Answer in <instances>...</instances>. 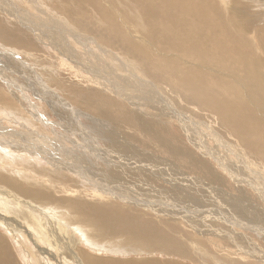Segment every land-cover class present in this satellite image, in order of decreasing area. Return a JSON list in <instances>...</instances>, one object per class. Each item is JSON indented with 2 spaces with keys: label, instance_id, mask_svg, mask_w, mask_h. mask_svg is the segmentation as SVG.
Here are the masks:
<instances>
[{
  "label": "rangeland",
  "instance_id": "374dc122",
  "mask_svg": "<svg viewBox=\"0 0 264 264\" xmlns=\"http://www.w3.org/2000/svg\"><path fill=\"white\" fill-rule=\"evenodd\" d=\"M10 1L17 4V8L21 9V13L26 15L23 20L27 23H29L31 17L35 16L33 21L37 23V29L39 30L29 29V26L21 23L14 13L11 12L10 14L0 9V139L5 140L15 136L12 141L19 145L18 147H12V149L1 147L0 145V174H8L9 179L20 181V186L33 187L40 191H45L49 195L52 194L57 202L50 200L49 203L55 205H49V207L59 211L58 215H54L47 210L44 212L37 210L35 212L33 208L36 207H31L32 205L39 207V210L40 208L43 209V207H40L41 204L34 202V200H28L27 202L31 206H28L27 210H20L19 213H4L0 210L1 216L15 222L22 231V233H18L17 238L4 225L0 224V241L9 243L8 245L13 250L11 256H14L13 259H16L17 264L58 263L55 259L50 261L41 256L36 246L39 245L43 250L42 252H48L49 257L51 256L50 252L58 255V252L54 251L56 249H52V246L58 245L60 239L56 243L50 244V246L47 245L45 240L43 241L38 234L39 232L35 231L32 224H30L31 216L29 213H36L41 219L47 217L46 219L51 223V229L54 232L58 233L56 231L58 228L61 231H66L63 238L65 242L69 240L73 244L76 243L80 249L86 251L89 255L104 259L119 260L121 262L133 261L134 263L137 261V263L144 262V264H152L153 261L170 262L171 264H264V224L262 225L260 222V220L264 219L263 217H258L259 220L253 224L255 220L252 219H256V216H253L256 211L254 213L250 212L253 208L255 210L258 209V212H261L260 210L262 209L264 210V199L262 200L261 191L258 193L254 188H251L252 184L250 185L249 183H252L250 181L254 179L249 174L247 175L248 165L252 169H255V167L247 164V168L245 166L241 168L237 164L239 166L238 169L241 168L240 172L237 173L235 169L236 173L230 174L222 168L220 169L213 161V158L206 156L209 159L206 160L208 163L211 161L215 164L213 168L217 175L225 179L222 182L223 184H218L215 181L209 184V181L206 180H204L206 182L203 184L198 183L196 179L201 178V175L191 172L184 165V162L180 161L181 157L179 154L180 159L178 156L177 160L173 159L161 148L159 142L154 141L147 134L138 130L135 131V129L128 130L121 125V122L117 119L119 116L124 119V115L128 114V111L124 109H128L138 115L140 114L141 118H143L142 112L147 111L149 120H155L153 111L147 107H134L136 110H132L133 105L131 106V103L134 102L133 99H125V97L120 96L116 92L112 94L108 91L106 88H109V85L112 84L108 80V74L106 75L105 73L108 70H112L114 79L117 75L122 76L125 69L118 64L117 60L104 59L101 52L94 46L90 50H85L76 40L68 36V33L75 29L77 33H81L83 36L94 37L93 39H97L104 46L108 44L98 37V33H116L114 40H119L120 34H123L122 38L126 35L128 39L148 54L147 57H141L140 61L134 60L131 62L138 70L146 74V76H143V80L146 82L152 81L159 93L167 95L175 102L183 92L181 86L179 91L175 79L168 76L172 72L169 67L179 62L181 57H185V53L181 51L177 55L175 51L164 50L161 43L165 40V37L159 32L148 35L144 33L141 27H137L134 24H121V20L119 22L114 16L117 13V7L111 14L113 13L112 16L117 20V25H119L121 31L116 30L117 27L112 29L113 31L116 30L114 32L105 29L101 23H98L99 20L97 19L87 20L85 28L82 29L69 22L67 24H71L69 26L74 29H62L64 32L63 38L58 40L61 33L59 31L60 28L58 31L55 30L57 32H53L46 27V19L41 17L38 5H33L31 8L30 6L27 7L23 0ZM47 1L45 0L44 3L50 4L49 7L51 8L48 12L54 11L57 14L58 8H60L59 3L55 0L52 3ZM216 1L219 3V0ZM263 1L242 0L244 5H257V11L261 15H264ZM18 9L14 12L18 13ZM123 13L125 15L123 14L122 17L125 18L128 8ZM181 16H184V14L179 15L178 12L168 14L166 12V19L160 18L156 23L147 24L151 29L170 28L174 31V27L182 21ZM186 16L189 15L186 13ZM69 17L67 20H69ZM29 24L31 26V23ZM94 26V31L96 32L91 31ZM224 33L229 38L228 30H224ZM36 34L39 35L36 36ZM41 36L43 41L39 39ZM80 39L82 38L80 37ZM246 41L251 44L246 50L247 54L257 59L264 57V49L258 38H247ZM67 44L69 45L67 46ZM73 47L75 48L74 52L71 50ZM106 47L111 51L109 45ZM219 47L220 51L224 52L225 56L230 59V63L226 64L225 68L230 65H239V58L231 56L232 50L224 45ZM126 48V52H123V48H121L120 51L117 49L116 53L120 52L118 55L122 58L127 57L128 53L133 52L134 48L132 46ZM66 50H69L68 53L70 54ZM65 54L73 55L74 58H79V60L82 59L83 61H80L84 67L78 68L79 66H76L77 63L68 60L69 58ZM125 54L126 56H124ZM181 62L184 63V61ZM145 63H149L159 70L158 74H156L158 77L156 78L157 81L152 77L154 69L147 71ZM73 66L76 67L75 70L71 69ZM209 67L214 68L212 65ZM119 71L121 72L119 73ZM129 71L137 72L134 69H129ZM216 71L220 70L217 69ZM200 72L203 75L206 73L204 69H200ZM207 73L209 76L215 74L211 70H208ZM223 73L221 78H215L212 88L230 98H234L236 94L237 99L245 101V97L249 94L246 90H243L245 83L238 79L236 82L234 75L237 76V74H233L230 70ZM105 75L107 76L106 79ZM94 76L97 78L95 79ZM98 91L102 94L101 100L96 98ZM45 94H48V97H45ZM174 94L178 95L174 96ZM85 98L86 102L89 103L88 105L83 104ZM109 98L117 103L115 104L116 107L104 103V99L107 100ZM90 102L92 103L91 105ZM119 105L124 107H119ZM100 108L102 111L99 110ZM74 109L77 112L76 114ZM200 109L197 110L195 105L188 110L194 115V117L192 116L193 119L198 120V122H204L202 130H206L208 135H212L211 131L213 130L218 131L222 135V139L237 148V139L230 135L229 125L226 128L225 125L224 127L221 126L223 122L220 120V122L218 121V126H209L207 120L214 116L209 115V112L211 113L212 111L208 107L205 108L207 110L202 109V111ZM103 110L107 112L105 113ZM198 111H200L201 115L198 114L196 116L194 113L197 114ZM242 112L247 115V120L252 119L249 111H247V114L245 111ZM253 112L258 113V115H264L263 100H260V104L255 106ZM104 118H107V121ZM186 119L180 122L172 120L173 122L168 123L169 133L166 134L167 137L165 139L171 138L172 146L175 145V141L172 138L179 141L181 145H186L187 147L189 145L188 148L197 154L199 151L187 140L181 127V122H184L187 126L191 125V120L186 121ZM111 120L112 123L109 124ZM256 120H259L258 116ZM117 121L119 123H116ZM258 123L264 131V127L261 124L262 121ZM252 124L254 125V123ZM100 125H107L106 129L102 130ZM192 127L198 130L197 126L193 125ZM107 128L109 131H107ZM98 130H101V134H98ZM105 130L112 134L105 133L106 136H104L105 134L103 135L102 132ZM127 132H130V134ZM231 132L233 133L232 130ZM200 134L205 137V133ZM194 135L198 136L199 134ZM25 136L32 141V144L41 149L39 150L40 152L45 154L36 155L29 153L28 151L32 150V145L24 143ZM195 136L193 139L196 138ZM206 138L211 148H218V150H222V153H220L226 159L230 158L232 161L233 159L237 161L239 156L237 150L234 154H231L224 147L221 149L216 146V141H214L212 136H206ZM211 148L208 147L210 151H212ZM16 149H19V153L14 151ZM253 157L250 156L252 163L256 164V166L260 165L258 166L260 170L256 168L257 172L261 171L259 173L263 174L264 169L261 165L264 162L258 164L255 160L256 158ZM53 163H56L57 166H54ZM234 167H236L235 164H233L232 170ZM94 174L96 177L92 176ZM237 174L249 181L239 178L240 185L238 186ZM250 177L252 180H250ZM187 178H191L192 181ZM262 185L264 187V182L261 183ZM131 192L134 193L132 194ZM63 199L64 201H62ZM70 199H76L75 201L81 203L80 209L85 211L89 210L88 208H91L92 205L98 204L104 213L117 216L123 223H119V220L111 215L116 222L115 226H118L116 228L117 232L110 236V240L107 238L99 241V243L90 244V238L89 240L83 238L88 237L92 232L95 234L96 228L83 221L84 217H81L78 213H73L68 208L70 205L66 200ZM128 201L129 203H127ZM238 201L241 202L240 205L244 209V214L247 213L249 217L250 213H252L249 217V219L252 218V221H247L248 219L245 221L246 218H237V213L234 212L235 208L233 209L232 206H237L239 204ZM196 205L201 206V208L199 209ZM180 207L183 209H178ZM215 207H218L220 212H224L223 216L231 220V223L226 222V220L223 221L224 217L218 215V209ZM260 207L261 209H259ZM187 208L190 211L192 210L191 214H188ZM201 210L212 213L203 212V216L201 214L198 216ZM247 210H250V213ZM197 211L198 213H196ZM239 211H242L241 207ZM67 212L74 214L69 217L72 225L67 220H63ZM212 216L214 218H211ZM230 217L234 219H230ZM93 218H104V216L99 217V213L95 212ZM58 220L59 222L63 220L65 224L63 222H60L61 226L56 224ZM247 223L249 224L247 225ZM76 224H80L83 228ZM61 227L64 228L62 229ZM146 228L151 229L152 237L147 235ZM81 229L84 230V234L81 233ZM138 229L141 230L142 234L138 233ZM29 231L32 236L28 235ZM225 231L226 233H224ZM32 232L36 235H33ZM99 235L103 236L104 233L100 232ZM34 242L38 244L35 245ZM30 248L34 252H31ZM260 252L263 254L259 255ZM63 254V259L64 257L66 259L65 264H79V261L77 259L72 260V255L65 250H63L58 259L61 262L63 261L61 256ZM259 258L261 259L259 260Z\"/></svg>",
  "mask_w": 264,
  "mask_h": 264
},
{
  "label": "bare ground",
  "instance_id": "6f19581e",
  "mask_svg": "<svg viewBox=\"0 0 264 264\" xmlns=\"http://www.w3.org/2000/svg\"><path fill=\"white\" fill-rule=\"evenodd\" d=\"M23 1L27 5V7L30 6L32 8L33 5H38V7L40 8L39 13L42 15L41 17H45V19H46L45 24L47 25L46 27L49 28V30H51L53 32H57L58 29L60 28L59 31H61V33L58 37V40L59 39L62 40V38H63L64 32L62 31V29H65V30H66V28L67 29L68 28L74 29L73 27L69 26L71 24H69V25L67 24L69 22L73 23L76 27L82 29V28H85V22L87 20L97 19V20H99L98 23H101L105 27V29L113 31L112 29L117 27L116 30L121 31V28L119 27V25H117V20L119 22L121 20V24H124V25L134 24L137 27H141L142 30L144 31V33L148 34V35H151L155 32H159L161 35H163L165 37V40H163L161 43V46L164 50L175 51L177 53V55H179L181 53V51L183 53H185V57H181L179 62H177L173 65H170V67H169V69H171L172 72L168 76L170 78L175 79V81L178 85L179 91H180V86H181V89L183 92V93L181 92L182 95L178 96L177 101L175 102L174 100H172L167 95H165L163 93H159L155 84L152 81L146 82L143 80V76L144 75L146 76V74L141 72L140 70H138L136 68V66H134L131 62H133L134 60L140 61L141 57H147L148 54L145 53L143 50H141L137 46V44L133 43L130 39H128L126 37V35H124V37L122 38L123 34H120L119 40H114L116 37V33H111V34L110 33L107 34L104 32L98 33V37L102 38V40L106 44L109 45V47L111 49V51H110L106 47L108 45H106V46L102 45L100 42L97 41V39H93L94 37L91 38V37L86 36V35L83 36L81 33H77L75 31V29L73 31H71L70 33H68V36H70L74 40H76L78 42V44L82 45L85 50H87V49L90 50V49H92V46H94L98 49L99 52H101L104 59L117 60L119 62L118 64L125 69L122 76L117 75L114 79L112 76V73H113L112 70H108V72L105 73L106 75L108 74V80L112 84V85H109L110 86L109 88L108 87L106 88L108 91H110L112 94H113V92H116L120 96L125 97V99H128V98L133 99L134 102L131 103V106L133 105L132 110H136L134 107H142V108L147 107L153 111L155 120H149L147 118V115L149 114V113H146L147 111L142 112L140 110L142 112V116H143V118H141V116H139L140 114L138 115L135 112H132L128 109H124V110L128 111V114L124 115L125 116L124 119L121 116H119V118L117 119L118 121L121 122V125H123L124 128H127L128 130L135 129V131L138 130L140 132L147 134L151 139L153 138L154 141L156 140L157 142H159V145L161 146V148L167 154H169L170 157H172L173 159L177 160V156L179 154L182 160L179 158V156H178V158L180 159L181 162H184V165L186 167H188V169L191 172L201 175V178L196 179V181L198 183L203 184L204 182L209 181V184H211L210 182L215 181L219 184V183L224 182L223 180L225 178L223 179L222 177H219L217 175L216 171H214L215 169L213 168V166H215V164L212 163L211 161H209V163L206 161V160H209L208 158H213L214 160L213 159L212 160L215 161V163L220 167V169L222 168L223 170H225L226 172H228L230 174L235 172V169L237 170V173H238V172H240L241 168H243L244 166L247 168V164H251L253 167H255V169H252L250 167V165H248L250 167V169L248 167L247 175L249 174L250 176H252L253 177L252 179H254V180H252L250 177V180H252L250 182H252V183H249V184L250 185L252 184L251 188L252 189L254 188L258 193H260V191H261V195L263 196L262 200L264 199V187H263V185L261 186V183L264 182V179H263L264 176L262 177V175L264 173L263 174L259 173L261 171L257 172L256 168L258 169L259 168L258 166H260V165L256 166V164L252 163V160L250 158V156H254L253 158H256L255 160L257 161L258 164L259 163L261 164L262 162H264L263 161L264 160V131L262 130L261 125L258 123V122L262 121L261 124H262V127H264V115H262V114L258 115V113L253 112L255 106H258L260 104V100L264 101V57L261 59H257L256 57L251 56L250 54L246 53V50H248V48L251 46V44L248 41H246L247 38H253V39L258 38L260 43H261V46L264 49V15H261L257 11V5L251 4L250 6H247V5H244L242 0H227V1L226 0H219V3L216 0H122L119 3H117V2L120 0H115V1L104 0L105 3H103L104 1H98V0H60V2H59V0H55V1H57V3H59V6H60V8H58V13L56 14L54 11L48 12L51 10V8L49 7L50 4L47 5L44 3L45 0H23ZM52 1H54V0H48L47 2L52 3ZM255 3H257V2H255ZM115 7H117V9H118L117 13L114 15L117 20L112 16L113 13L111 14V12L115 9ZM127 8H128V13H126L127 15L125 16V18H123L122 17L124 14L123 11L126 12ZM0 9L4 10L5 12L10 13V14H11V12L14 13L18 17V20L21 23L25 24L26 26H29V29L32 30V28H34V30H36V31L39 30V29H37L38 28L37 23H35L33 21L35 16L33 18L30 16L31 22L28 19L29 23H31V26H30L29 23H27L25 20H23L26 17V15L21 13V9L20 8L18 9L17 4H15L14 2H12L10 0H0ZM17 9H18V13H15L14 11ZM45 10H47V11H45ZM166 12L168 14H172L173 12H178L179 15L184 14V16H181V19H182L181 23L177 24L174 27L175 34H174V31L171 30L170 28H163V29L162 28H154V29H151L150 26L147 24V23H156L160 18L166 19V17H165ZM186 13L189 16H186ZM68 17H69V20H67ZM64 20H65V23H64ZM251 22H253V23L250 24ZM83 23H84V25H83ZM94 29H95V26H94V28H92L91 31L96 32V31H94ZM55 30H57V31H55ZM116 30H114V31H116ZM224 30H228V32L230 34L229 38H227L225 36ZM42 31L45 32L44 30H42ZM53 32H52V34H53ZM67 32H68V30H67ZM37 35H39V34H36V36ZM54 36H53V39H54ZM50 37H52V36H50ZM80 37L82 39H80ZM39 39L41 41H43L42 36L39 37ZM91 42L94 44H92ZM68 45L69 44H67V46ZM222 45H224L228 49L232 50L231 56L233 55L234 57L239 58V65L238 64H237V66L230 65V66H227L225 68V65L230 63V59H229V57L225 56L224 52L220 51L219 46H222ZM128 46H132L134 49H133L132 53H128L127 57L122 58L118 55L120 52L118 54L116 53L117 49H119V51H120L121 48H123V50H122L123 52H126L127 51L126 47H128ZM55 47H57V46H55ZM71 50L74 52L75 48L73 47V48H71ZM68 51H67V53H68ZM61 52H63V51H61ZM61 54H63V53H61ZM68 54H70V53H68ZM126 54L124 56H126ZM263 54H264V52H263ZM65 55H67V54H65ZM67 56L69 58L68 60H71V62L77 63L76 66L77 67L79 66L78 68L84 67L83 63L80 61L82 59L79 60V58H74L73 55H67ZM75 57H76V55H75ZM84 57L86 58V56H84ZM181 61H184V63H182ZM211 65L214 68H210L209 66H211ZM145 67H146L147 71H151L152 69H154V72H153L154 74L152 75V77L154 78V80H156V78H158L156 74H158L159 70L157 68H155L154 66L150 65L149 63H145ZM71 69L75 70L76 67L73 66ZM129 69H134L137 72H130ZM200 69H204L206 71V73H204V75L201 74ZM217 69L220 71H216ZM208 70L213 71L215 74L212 76H209L207 73ZM228 70H230L233 74H237V76L234 75L236 82L238 79L239 81L245 83V87L243 88V90H246L249 93L245 97V101H243L242 99H237L236 94L234 95V98H230V97L226 96L225 94H222L219 91H216L215 88H212V84H213L215 78L216 77L221 78L222 75L224 74L223 72H227ZM120 72L121 71H119V73ZM106 75H105V79L107 78ZM91 78H92V76H91ZM94 78H95V76H94ZM90 81H91V79H90ZM43 94H44V92H43ZM69 95H71V94H69ZM177 95L178 94H174V96H177ZM44 96L48 97V94H45ZM101 97H102V94L100 91H98L96 98L101 100ZM139 100H140V103H139ZM104 101H105L104 102L105 104H108V105L111 104L112 106L116 107L115 104H117V103L115 101H113L112 99H110V98L107 100L104 99ZM102 102H103V99H102ZM83 104L84 105L89 104L86 102V98H85V102H83ZM91 104L92 103L90 102V105ZM2 105H4V104H2ZM98 105H99V103H98ZM195 105L197 106V110H199L200 108L205 109L206 107L210 108V110L212 112L211 113L209 112V115H214V116H212L213 119L208 118L207 124L209 126H215V127L218 126L220 120L223 122V124L221 123L222 124L221 126L224 127V125H225V128H226L227 125H229L230 135L234 136L237 139V143H236L237 148L231 146V144H228L225 139H222L223 137L220 133H218V131L216 132V130H213V131H211L212 135H208V134H206V130H202V128H203L202 125L204 124V122L200 121L201 122L200 123V122H198V120L193 119L194 115L191 114L190 111L188 110L189 108H192ZM119 107H124V106L119 105ZM202 109H200V110H202ZM99 110H101V108ZM106 110H107V108H106ZM205 110H207V109H205ZM103 111L105 113L107 112L105 110H103ZM242 111H245L246 114H247V111H249L252 119L247 120L248 119L247 115H244ZM74 113L75 114L77 113L75 111V109H74ZM98 114H99V112H98ZM194 114L197 116L198 114H200V111H198L197 114L196 113H194ZM257 116H258L259 120H256ZM95 118H98V117H95ZM107 118H104V119L106 120ZM186 118H189L191 120V123H190L191 125L187 126L184 122L183 123L181 122V127L183 129L184 135L186 136L187 140L189 142H191V145L199 151V152H197V154L195 152H192V150H190L188 148L189 145H188V147L186 145H181L179 141L172 138L175 141V145L172 146L173 143H172L171 138H167V140L165 139L167 137L166 134L169 133L168 123L173 122L172 120H177L178 122H180L181 120L183 121V119H186ZM104 119H102V120H104ZM145 119H148V120H145ZM189 119H186V121H189ZM93 120H95V119L93 118ZM105 120H104V122H105ZM96 121H98V120H96ZM113 121H115V120H113ZM118 121L116 123H119ZM94 123H95V121H94ZM97 123L99 124V122H97ZM111 123H112V120H111V122H109V124H111ZM252 123H254V125ZM106 124H107V122H106ZM193 125L197 126L198 130L195 129L194 127H192ZM106 126L107 125H105V126L100 125V127H102V130L106 129L105 128ZM118 129H119V127H118ZM121 129H123V128H121ZM231 130L233 131V133L231 132ZM107 131H109V129ZM107 131L106 130L103 131L102 132L103 135L105 133H110ZM116 131H117V128H116ZM97 132H98V134H101V130H98ZM127 133L130 134V132H127ZM200 133H205V137H203ZM110 134H112V133H110ZM194 134H199V135L195 136ZM104 136H106V134ZM194 136L196 138L193 139ZM206 136H212L214 141H216V143H215L216 146H218L221 149H222V147H224L231 154H234V152L237 150V153L239 154L237 161L234 159L232 161L230 158L226 159V157L224 155H221L222 150L220 151V150H218V148H215V149L211 148V146H209L210 144L207 142V140H208L207 138H209V137L206 138ZM112 137H113V135H112ZM3 138H5V137H3ZM13 138H15V136H13L12 138L5 139V140L0 139L1 147L3 146L6 148H9V149H12V147H18L19 145L15 141H12ZM107 138H108V136H107ZM110 139H111V137H110ZM29 140L30 139L28 137H26V136L24 137V143L32 145V150L31 151L27 150L29 153L36 154V155L37 154H40V155L45 154L43 152H40L39 150H41V149L38 148L36 145L32 144V141L31 140L29 141ZM104 140H106V139H104ZM39 141H38V143H39ZM110 141H113V140H110ZM136 141H137V139H136ZM98 146H99V144H98ZM208 147H210L212 149V151H210L208 149ZM14 151L19 153V149H16ZM227 151H225V152L227 153ZM206 156H208V158ZM70 160H71V158H70ZM75 162H77V161H75ZM56 163H58V162L56 161ZM56 163H53V165L57 166ZM233 164H235L236 167H234L232 170ZM237 164L241 168L238 169L239 166ZM261 166H263V169H264V163H262ZM98 169H99V167H98ZM258 170H260V169H258ZM101 171H102V169H101ZM92 176H95V174ZM119 176H121V175H119ZM239 178H241L242 180H245V181H249V180H246L237 174L236 179H237V185L238 186L240 185L239 184L240 183ZM187 179L189 181H192L191 178H187ZM200 179H202V181H200ZM204 180H206V181H204ZM109 181H111V180H109ZM19 182L20 181H17V180L13 181V180L9 179L8 174H5V175L0 174V210L1 211H3L4 213H6V212L7 213H13L14 212V214L19 213L20 210H23V209L27 210L28 206H31L29 204V202H27L28 200H34V202L41 204L40 207H43V209L40 208V210H39L38 209L39 207L32 205L31 207H36V208H33L35 212L37 210L41 211V212H44L47 210L50 213H53L54 215H58V213H59L58 210H55L52 207H49V205H55L53 203H49L50 200L52 202H57V200H55L53 198L52 194L49 195L47 192L40 191V190L33 188V187L20 186ZM198 183H196V184H198ZM241 184H242V182H241ZM214 185H215V183H214ZM245 185H246V183H245ZM202 186H205V185H202ZM105 190H107V189L105 188ZM94 192H96V191H94ZM124 193H126V192H124ZM205 193H207V192H205ZM122 196H124V195H122ZM121 199H123V198H121ZM75 200H72V199L66 200V202L70 205V207H68V208L71 209V211L73 213L74 212L78 213L81 217H84L83 221L87 222L90 226H93L96 228V231H94L95 234H93V232H92L90 235H88V237L83 238L85 240L86 239L89 240V238H90V241H91V243L89 242L90 244H93V243L95 244L96 242L99 243V241H103L107 238L110 240V236L115 234L114 232H117L116 228L118 226H115L116 222L112 216L117 218L119 220V223H123V221H120V219L117 216L110 214V213H104L103 209H101V206L98 204L92 205L91 208L87 207L89 210H86V211L81 210L80 209L81 203H78V201H75ZM62 201H64V199ZM137 202H138V200H137ZM127 203H129V201ZM143 203H145V202H143ZM240 203L241 202H239V204H237V206H235V207L232 206L233 209L235 208L234 212L237 213L238 219L246 218L245 221L247 219H248L247 221L255 220L253 224H255L257 222V220H259L258 217H263V219H264V210L262 209L263 211L260 210L261 212H258L257 211L258 209L255 210L254 208L252 211H250V210L249 211L252 213H254L256 211L255 215H253V216H256V219H252V218H251L252 220L249 219V217L252 215V213H250L247 210L248 213H250L249 217L247 216V213L244 214V209L240 205ZM131 204L133 205V203H131ZM148 204H149V202H148ZM167 207H168V204H167ZM197 207H199V206H197ZM218 207H215V208L218 209V211H217L218 215L220 217H224V219H222V220L223 221L226 220V222L231 223V220H229V219H227V217L223 216L224 212L223 213L220 212ZM240 207H241L242 211H239ZM200 208H201V206L199 207V209ZM245 208H246V206H245ZM178 209H183V208L180 207ZM190 209H191V207H190ZM259 209H261V207ZM184 211H185V209H184ZM186 211L189 212L188 214H191L192 210L190 211L188 209ZM95 212L99 213V217L104 216V218H98V219L93 218V215ZM169 212H170V210H169ZM203 212L204 213L207 212L208 214L212 213V212H209L206 210L205 211L201 210V211H199L198 216H200V214L203 216ZM196 213H198V211ZM196 213H195V215H196ZM29 214L31 216L30 224H32L35 231L39 232L38 234L41 236L43 241L45 240L47 245L50 246V244H54V243H56V241L58 239H60L58 245H54V246L51 245L52 249H56L54 251L58 252V255H56V253L54 254V253L50 252L51 258L47 254L48 252L47 253L45 251L42 252L43 251L42 248L39 247V245L36 246V247H38L39 254L41 256L47 258L50 261L55 259L56 261H58L57 264H61V263L65 264L66 259H65V257L63 259L64 254L61 255L63 261L61 262L60 260H58L60 257V254L63 253V250H65L68 254L70 253L72 255V257H71L72 260L77 259L79 261V264H144V262H139V261H138L139 263H137V261L135 263L133 261L121 262L119 260H111V259H104V258H100V257L91 256L88 253H86V251L80 249L79 245L77 246L76 243L73 244V243L69 242V240H67V242H65L63 238L65 236L66 231H63V230L61 231V229L58 228V229H56V231H58V233L54 232L51 229V223H49L48 219H46L47 217L45 219H41V218H39V216L36 215V213L35 214L33 213L36 216H34L31 213H29ZM193 214H194V212H193ZM243 214H244V216H243ZM41 215H42V213H41ZM70 215L72 216L74 214H70L69 212H67V214L63 220H67L68 222H70L69 221L70 220L69 217H71ZM15 217H17V216H15ZM211 218H214V217L212 216ZM125 219H127V218L125 217ZM230 219H234V218L230 217ZM63 220L60 222H63ZM67 221H66V223H67ZM60 222L58 220L56 222V224L60 225ZM260 222L262 223V225L264 224V220H260ZM63 223L65 224V222H63ZM0 224L4 225L6 227V229H8V231H11L13 233V235H15V237H17V238H18V233H22L21 229L18 228V226L15 222H12L11 220L9 221L7 218H5L1 215H0ZM248 224L249 223H247V225ZM71 225H72V223H71ZM76 225H80V224H76ZM77 227H79V226H77ZM80 227H82V226L80 225ZM148 228H146V233L148 236L152 237L151 229L149 230ZM80 231L82 234H84L83 229H81ZM137 231L139 234H142L141 230L138 229ZM26 232H23V233H26ZM100 232L104 233V235L100 236L99 235ZM224 233H226V231ZM28 235L32 236L30 231L28 232ZM33 235H36V234L33 233ZM209 236H210V234H209ZM97 237H99V238H97ZM231 237H233V236H231ZM38 238H40V237L38 236ZM3 239H4V241H6L5 238H3ZM69 239L71 240L70 235H69ZM154 239H156V238H154ZM61 240H62V243H61ZM34 243H35V245L38 244L36 242H34ZM8 244L9 243H7V241H6V243L3 241H0V264H17L16 259H13L14 256H11V254L13 253V250L11 249V246ZM60 246H61V248H60ZM61 249H63V250L61 251ZM31 252H34V251L31 249ZM261 253L262 252H260L259 255ZM52 254H53V256H52ZM260 259L261 258H259V260ZM152 264H171V263L170 262L164 263L162 261H153ZM176 264H179V263H176Z\"/></svg>",
  "mask_w": 264,
  "mask_h": 264
}]
</instances>
